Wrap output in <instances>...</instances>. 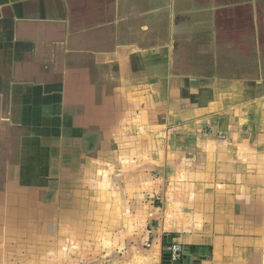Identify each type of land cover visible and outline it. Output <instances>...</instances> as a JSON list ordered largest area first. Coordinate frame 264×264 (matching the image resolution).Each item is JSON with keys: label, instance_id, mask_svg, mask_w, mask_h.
<instances>
[{"label": "crops", "instance_id": "0c3cea01", "mask_svg": "<svg viewBox=\"0 0 264 264\" xmlns=\"http://www.w3.org/2000/svg\"><path fill=\"white\" fill-rule=\"evenodd\" d=\"M255 4H0V264H264Z\"/></svg>", "mask_w": 264, "mask_h": 264}, {"label": "rangeland", "instance_id": "374dc122", "mask_svg": "<svg viewBox=\"0 0 264 264\" xmlns=\"http://www.w3.org/2000/svg\"><path fill=\"white\" fill-rule=\"evenodd\" d=\"M256 3L257 4H255L254 5V8H256L255 9V12L254 13H251V15H250V17H252L253 18V21L255 22V23H257V20H256V16H257V18H258V20H259V23H260V35H259V37H260V41H261V44H263V46H261V52L264 54V0H256ZM245 8H248L249 9V11H250V9H251V7L249 6V5H247V6H244V9ZM249 16V15H248ZM235 19H238L237 17H234ZM233 19V18H232ZM232 19L230 20L231 22H232ZM239 31V30H238ZM21 144L22 145H24V143H22L21 142ZM26 227V226H25ZM31 227H32V225H31ZM39 237L40 236H38L37 237V239L36 240H39ZM23 240V241H22ZM26 238H24L23 237V239H20L19 241H17L20 245H23V244H25L26 243ZM15 243L16 242H13L12 244H10V246H16L15 245ZM9 246V247H10ZM9 256H10V254H9ZM11 258H9V260H10Z\"/></svg>", "mask_w": 264, "mask_h": 264}, {"label": "water", "instance_id": "95a60500", "mask_svg": "<svg viewBox=\"0 0 264 264\" xmlns=\"http://www.w3.org/2000/svg\"><path fill=\"white\" fill-rule=\"evenodd\" d=\"M3 1L4 0H0V4ZM201 249H202L201 247H196L197 251H199ZM203 249L205 250V247ZM193 252H194L193 249L188 247V248L182 250V256L180 258L172 260L171 251L168 249H165L163 252L164 263L165 264H189L191 259L189 258L188 255H191Z\"/></svg>", "mask_w": 264, "mask_h": 264}, {"label": "built area", "instance_id": "2783aa9c", "mask_svg": "<svg viewBox=\"0 0 264 264\" xmlns=\"http://www.w3.org/2000/svg\"><path fill=\"white\" fill-rule=\"evenodd\" d=\"M167 249L171 251L172 260L177 259L182 251V247L180 245H168Z\"/></svg>", "mask_w": 264, "mask_h": 264}]
</instances>
